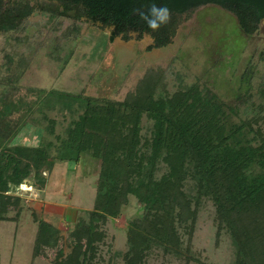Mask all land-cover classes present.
I'll list each match as a JSON object with an SVG mask.
<instances>
[{
	"label": "trees",
	"instance_id": "trees-1",
	"mask_svg": "<svg viewBox=\"0 0 264 264\" xmlns=\"http://www.w3.org/2000/svg\"><path fill=\"white\" fill-rule=\"evenodd\" d=\"M55 1L62 3L63 12L80 6L87 19L110 26V41L137 31L152 34L154 46L170 41L177 15L200 5L215 3L229 9L246 32L264 18V0ZM151 3L165 4L172 11L171 21L158 31L133 13L147 11ZM6 4L3 8L0 0L2 32L16 29L34 9L28 2ZM163 81L161 71L149 70L122 100L57 90L62 107L73 117L63 136L56 132V120L42 112L54 138L38 145L16 143L26 121L17 124L7 118L13 109L30 113L31 103H9L0 95V220L13 221L22 210L21 196L9 192L19 193L29 179L44 185L54 159L79 161L83 151H89L99 160L93 207L87 221L70 231L69 251L57 248L60 230L39 218L34 257L55 247L54 264H95L107 239L108 220L118 217L133 196L142 213L128 221L124 264H144L153 249L183 257L181 230L192 233L207 200L214 205L217 234L227 233L232 240L233 264H264L262 108L254 107L251 117L237 116L235 106L203 85L193 83L171 92ZM143 116L151 120L148 132H143ZM160 163L165 169L158 174Z\"/></svg>",
	"mask_w": 264,
	"mask_h": 264
},
{
	"label": "rangeland",
	"instance_id": "rangeland-1",
	"mask_svg": "<svg viewBox=\"0 0 264 264\" xmlns=\"http://www.w3.org/2000/svg\"><path fill=\"white\" fill-rule=\"evenodd\" d=\"M14 1L34 8L16 29L0 31L1 98L31 103L30 113L13 109L7 116L9 122L26 121L16 143L53 140L42 112L54 118L56 132L65 135L73 115L62 107L57 90L122 100L149 70L161 71L171 92L198 83L235 106L237 116L251 117L254 107L262 108L264 115V19L246 32L229 9L215 3L200 5L177 15L170 41L154 46L152 34L137 31L110 41L112 28L87 19L80 6L63 12L62 3L55 0H4L3 8ZM77 107L75 102L73 108ZM142 122L143 132H148L151 120L143 116ZM98 166L89 151H83L79 161L56 158L44 185L29 179L19 193L9 192L21 196L22 210L13 221L0 220V264H54L57 248L68 252L70 231L87 221L93 207ZM164 169L160 163L158 174ZM141 213V205L129 196L121 214L108 220L107 239L95 264H124L128 221ZM214 216L212 202H202L192 233L181 230L183 257L153 249L144 264H233L232 240L227 233L217 234ZM39 218L52 222L61 237L57 248H46L45 254L34 257Z\"/></svg>",
	"mask_w": 264,
	"mask_h": 264
},
{
	"label": "clouds",
	"instance_id": "clouds-1",
	"mask_svg": "<svg viewBox=\"0 0 264 264\" xmlns=\"http://www.w3.org/2000/svg\"><path fill=\"white\" fill-rule=\"evenodd\" d=\"M134 14H138L140 19L152 31H158L162 26L167 25L172 18L171 9L165 4L151 3L147 11L133 9Z\"/></svg>",
	"mask_w": 264,
	"mask_h": 264
},
{
	"label": "flooded vegetation",
	"instance_id": "flooded-vegetation-1",
	"mask_svg": "<svg viewBox=\"0 0 264 264\" xmlns=\"http://www.w3.org/2000/svg\"><path fill=\"white\" fill-rule=\"evenodd\" d=\"M262 19H264V18H262Z\"/></svg>",
	"mask_w": 264,
	"mask_h": 264
}]
</instances>
